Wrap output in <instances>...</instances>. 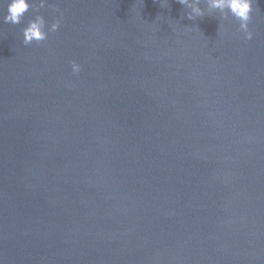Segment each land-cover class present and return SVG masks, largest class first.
I'll list each match as a JSON object with an SVG mask.
<instances>
[{"label":"water","instance_id":"obj_1","mask_svg":"<svg viewBox=\"0 0 264 264\" xmlns=\"http://www.w3.org/2000/svg\"><path fill=\"white\" fill-rule=\"evenodd\" d=\"M200 7L0 4V264H264V0Z\"/></svg>","mask_w":264,"mask_h":264},{"label":"clouds","instance_id":"obj_2","mask_svg":"<svg viewBox=\"0 0 264 264\" xmlns=\"http://www.w3.org/2000/svg\"><path fill=\"white\" fill-rule=\"evenodd\" d=\"M5 0H0V4H3ZM167 2V0H165ZM177 2L187 8L191 9L187 13V19L196 20L197 18H203L206 13L205 9L200 7L201 0H177ZM48 4V0H39L38 6L34 4V0H6V12L3 15V22L6 24H20L26 13L33 7L45 8ZM208 8L210 10H216L221 13V19L226 20L228 15L235 17L240 22V30L244 32L245 39H253L254 33L249 29V23L252 19L254 0H207ZM61 17L57 18L54 23L51 24L50 31L56 32L60 28ZM46 21L44 16L37 15L35 19L30 20L28 26L23 29V43L30 45L33 41L39 43L47 40L48 31L45 30ZM72 71L74 74L81 72V65L76 62H71Z\"/></svg>","mask_w":264,"mask_h":264}]
</instances>
